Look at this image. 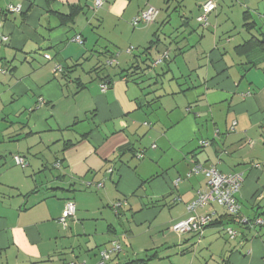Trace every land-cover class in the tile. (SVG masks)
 Returning <instances> with one entry per match:
<instances>
[{
    "label": "crops",
    "instance_id": "0c3cea01",
    "mask_svg": "<svg viewBox=\"0 0 264 264\" xmlns=\"http://www.w3.org/2000/svg\"><path fill=\"white\" fill-rule=\"evenodd\" d=\"M206 1L106 0L95 11L94 0H0V121L25 114L21 134L9 122L6 139L15 142L12 161L22 157L30 171L15 174L4 162L0 172V264H94L82 254L100 264L111 242L131 246L151 228L163 246L152 254L137 247L135 258L121 247L105 264L142 256L146 264H264V229L237 225L215 204L195 211L212 217L202 236L171 230L206 189L203 175L187 177L195 164L241 174L238 216L264 222V0H211L202 27ZM74 6L81 12L61 24L58 15ZM149 7L153 22L132 27ZM106 25L119 35L100 36ZM119 46L129 58L115 66L152 69L99 73L120 59ZM79 67L91 68L77 76ZM66 201L76 211L64 228Z\"/></svg>",
    "mask_w": 264,
    "mask_h": 264
},
{
    "label": "built area",
    "instance_id": "2783aa9c",
    "mask_svg": "<svg viewBox=\"0 0 264 264\" xmlns=\"http://www.w3.org/2000/svg\"><path fill=\"white\" fill-rule=\"evenodd\" d=\"M106 0H94L93 8L95 11L99 10ZM215 8V3L211 0L206 1L202 5V13L197 18V22L202 26H207V16L208 14ZM7 10L9 12L18 11L17 7L8 6ZM157 11L149 7L146 10L140 12L138 16L132 19L131 25L132 27L136 28L139 25L149 24L153 22ZM74 43L82 45L83 40L81 36L77 35L72 40ZM133 49L130 48L127 50V53H131ZM167 59V54H163L156 59L153 65H157L162 63ZM117 62L115 59H111L105 62L106 66H113L116 65ZM61 71L60 66H56L54 68L55 73H59ZM101 92L107 90L106 84H100ZM39 104H43V101H38ZM202 147L208 146V142L202 141L200 142ZM141 155H138V158H141ZM13 161L15 165L19 166L20 168L24 169L27 167L25 160L20 156H14ZM59 163L54 165L55 168H59ZM203 175L206 179V189L204 191H200L197 194V198L187 206V211L191 214L190 217L186 218L185 220L179 221L171 227V230L177 234H188L192 233L197 236H202L204 230L212 223L211 216H197L195 215V211L197 209L204 208L208 205L215 204L219 207L225 209L227 215L235 216L240 211V205L237 201L238 193L241 189L243 183V177L241 174H228L224 175L219 173L214 167L205 168L200 164H195L191 170L187 173V177H191L193 175ZM178 182V181H176ZM102 184L96 185L97 188H100ZM179 201V199L177 200ZM119 206V205H117ZM75 215V204L72 201H66L64 205V209L62 215L59 219V223L62 227H66V223L68 219L74 218ZM239 224L250 227L256 228L259 227L264 229V222L261 219L253 220L249 222L246 219H241ZM226 233L230 239H234L236 237V232L232 229H226ZM121 251L120 245L113 241L110 243V246L101 251L100 253V264H105L111 257V255L115 253H119ZM67 264H84V263H67Z\"/></svg>",
    "mask_w": 264,
    "mask_h": 264
},
{
    "label": "rangeland",
    "instance_id": "374dc122",
    "mask_svg": "<svg viewBox=\"0 0 264 264\" xmlns=\"http://www.w3.org/2000/svg\"><path fill=\"white\" fill-rule=\"evenodd\" d=\"M186 1L189 2V3L191 2V0H186ZM174 18L172 19V21L175 23ZM189 23H190L189 26L192 29H196L197 28V24L194 22L193 17L192 18L189 17ZM99 34H100V36H102L103 38H105L106 36H115V34H118L119 35V32L118 31L114 32L111 25H106V26H103L102 29H100ZM113 40L115 41V39H113ZM101 43H102V41H101ZM111 47H109V51L112 50L114 52V49H111ZM117 48L118 49L115 50V51L119 52L118 50L120 49L122 51V53L120 55H122V56L120 57V59H119V55L118 56H115L116 61L118 63H121L122 65H125L126 62H127V60H128V58H129L126 55L123 54V52L125 51L124 50L125 47L119 46ZM132 48H134V47H132ZM105 56L109 57L110 55L108 56V54H105ZM102 62H103V59H102ZM81 68H83L85 70H88V68H91V67H79L77 69V76H83V73H82V69ZM98 68H99V71H98L99 73H102L103 71H105V73H110V74H113L115 72H118L119 70H122V69H124V70H127L128 69V67H117V66L109 67V66H106L105 63L102 64ZM173 68L174 67H171L172 71L175 72L173 70ZM24 116H25V114L22 115V117L19 116L16 119H11V120L10 119H6V121H5L6 123H4L3 121H0V125H1L0 126V129L2 130L1 133H0V142H1L0 143V155L4 157L0 161V172H2L5 169H8L10 167V168H14L15 169V171H14L15 174H16V171H19L20 173H23V172H26L27 171L26 174H30V171H29L28 168L22 169V168H20L17 165L14 166L15 164L13 165L14 162L12 161V156H13L14 152H16V151H14V150H16L14 148L15 142H10L9 139H6L8 136L11 135L10 134L11 130L9 128V122H12L14 124V127L15 128L16 127L17 128L19 127L18 130L16 131V133L21 134V129L24 128L23 125L27 121L26 117L24 118ZM4 162H6V164H7L6 166H8V165H10V166L4 168V166H5ZM10 163H12V164H10ZM50 166L51 165L47 164V172H46V174H48L50 172L51 174L55 175L56 172ZM19 179H21V178H19ZM42 180H43V177H42ZM1 183H2V181H1V176H0V185H1ZM28 184L32 187V184H31V180L30 179L28 180ZM21 186H22L21 187L22 188L21 190H27L28 187H29L28 185H27L28 187H26V185L25 186L24 185H21ZM19 191H20V189H19ZM92 191H94V190H92ZM150 237H152V240L149 239ZM162 239H163L162 238V232L158 233L157 230H155L154 228H151L150 233H148V234L145 233L144 230H140L139 234L136 237H134L133 240L131 239L132 240L131 246L128 243L122 242V240H120V244H121V247H122V252L127 253L128 254V258H135L134 251H135V253H138L137 252V247H142V248H144V250H147L146 253L152 254L153 252H155L154 249H152V248H155L156 249V247H160L161 244L163 246V242H162L163 240ZM126 241H130V239H127ZM152 243H154V244L151 245ZM169 244L171 245L170 247L173 248L174 245L176 244V241L173 240ZM145 248H149V249H145ZM165 250H167V247H165V245H164V248L162 250L160 249L159 252L160 251L161 252H165ZM82 255L84 256L85 260L88 263L91 262V260H92V262L94 264H96L95 263V260L97 259V257L93 256V254H90V255L82 254ZM138 255H141V253H139ZM141 258L144 259L143 256ZM100 261H101V259H100ZM79 263H85V261H79ZM89 264H91V263H89Z\"/></svg>",
    "mask_w": 264,
    "mask_h": 264
},
{
    "label": "trees",
    "instance_id": "16d2710c",
    "mask_svg": "<svg viewBox=\"0 0 264 264\" xmlns=\"http://www.w3.org/2000/svg\"><path fill=\"white\" fill-rule=\"evenodd\" d=\"M45 1H46V3H49V2H51V1H53V0H45ZM80 12H81V8L74 6V7H70L69 13H68L67 15L59 14L58 17H59V19H60L61 24H66V23H68V22H72L73 19L75 18V16L78 15ZM248 25H250V24H247V26H248ZM82 44H83V43H82ZM258 44L263 45V42H262V43H258ZM148 50H149V48L146 49V51H148ZM111 59H115V60H116L115 56H114L113 58H111ZM111 59H109V60H111ZM153 63H154V62H153ZM153 63H152V65H153ZM116 65H117V64H116ZM114 66H115V65H113V66H109V67H114ZM132 69H133V74H135V73H137L138 71H139V72H144V71L147 70V69H152V67H151V65H149V67H146V68H145V67H130L129 70H132ZM97 70H98V69H96V71H97ZM129 70H127V71H125V72H128ZM61 72H64L62 68H61V71H60L59 73H61ZM118 76H121V73H119ZM110 84H111V82L109 83V85H110ZM107 88H108V85H107ZM54 168H55V167H54ZM75 211H76V208H75ZM228 216H229V215H228ZM230 217L234 218V219H232V222L237 223V225H239V226H243V225L239 224V221H240L242 218H240V217L238 216V214L235 215V216H230ZM115 254H116V253H115ZM147 262H148L147 260H142V259L139 260V259H135V260H133V261L127 263V264H146Z\"/></svg>",
    "mask_w": 264,
    "mask_h": 264
}]
</instances>
